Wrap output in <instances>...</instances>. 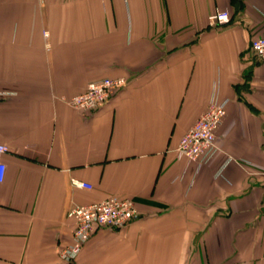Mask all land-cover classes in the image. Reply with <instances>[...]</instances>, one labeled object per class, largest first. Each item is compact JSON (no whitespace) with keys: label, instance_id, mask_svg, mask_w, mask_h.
Segmentation results:
<instances>
[{"label":"crops","instance_id":"1","mask_svg":"<svg viewBox=\"0 0 264 264\" xmlns=\"http://www.w3.org/2000/svg\"><path fill=\"white\" fill-rule=\"evenodd\" d=\"M215 9L227 24L209 26ZM261 35L264 0H0V264H264ZM118 76L94 111L64 101ZM213 96L228 100L216 152L178 159ZM110 195L135 218L61 261L67 208Z\"/></svg>","mask_w":264,"mask_h":264},{"label":"built area","instance_id":"2","mask_svg":"<svg viewBox=\"0 0 264 264\" xmlns=\"http://www.w3.org/2000/svg\"><path fill=\"white\" fill-rule=\"evenodd\" d=\"M230 20L229 12L225 9H215L208 16L211 27H219ZM250 49L257 59L264 60V35L257 36L250 41ZM126 84L124 77H103L89 81L85 88L76 94L65 98V103L82 112L89 113L96 110L109 97ZM11 91L0 88V102ZM226 98L211 97L206 108L180 136L175 153L178 159L187 163L195 162L198 166L205 164L217 150L216 130L226 115ZM7 146L0 143V181L4 177L5 164L2 160ZM72 184L77 187L91 188V185L76 179ZM137 215L136 202L131 197L110 195L99 201L86 204L72 205L67 208L66 216L73 221L71 240L57 249L58 258L65 262L74 261L83 244L100 227L119 228L135 218Z\"/></svg>","mask_w":264,"mask_h":264}]
</instances>
